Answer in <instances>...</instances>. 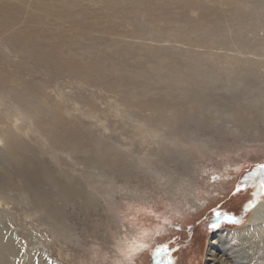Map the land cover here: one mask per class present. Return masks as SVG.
<instances>
[{
  "label": "bare ground",
  "instance_id": "6f19581e",
  "mask_svg": "<svg viewBox=\"0 0 264 264\" xmlns=\"http://www.w3.org/2000/svg\"><path fill=\"white\" fill-rule=\"evenodd\" d=\"M14 1L15 5L11 6L6 0H0V39L24 59L32 61L35 69L45 72L50 81L58 76L79 82L85 91L94 89L89 91L91 94L84 101L85 119H77L73 115L69 119L67 111L71 113L73 108L64 101L54 102V92L47 85L21 78L26 74L21 63L18 71L11 76L4 75L0 67L1 98L8 97L23 107L46 137L51 149L67 153L85 168L100 170L119 180L127 179L126 171L135 167L129 161L131 153L116 146L113 137L97 134L102 116L107 114L102 108L105 91L117 92L118 107L132 109L144 124L163 130L167 136L184 135L189 124H208L217 132L225 130L224 120L216 116L224 112L237 122L239 127L236 132L242 131L255 141H262L264 99L253 97L252 88L264 84V18L249 16L250 7L242 0H161L164 2L161 12L163 22L168 21L171 28L151 32L144 23L135 21L137 29L131 39H141L149 34L153 42L145 44L146 40L128 42L126 36L109 29L106 33L116 38L109 40L102 37L95 40L94 45L112 52L102 56L89 46L86 49L88 59L67 49L66 45L54 48L52 31H44V27L37 24L36 17L24 21L25 26L20 28L21 10L28 3L25 4L27 0ZM76 1L81 3L83 0ZM125 1L131 4L137 0H102L106 6H117ZM71 2L36 0L31 9L34 13L44 12L53 17L59 15L68 20L74 17L70 12ZM171 3H176L180 9L174 20L170 18ZM144 8L147 10L146 24H153L155 7ZM223 8L231 16L226 21H222L219 15L221 10L225 12ZM190 11H197L199 17L192 19ZM232 22L240 23L232 27ZM163 32L167 33L169 40L165 41H176L177 44L180 40L187 45L185 50L181 49L183 53H177L172 43L158 46ZM215 42L225 48L223 53L213 52ZM197 47L203 48V51L195 49ZM68 54L70 58L65 59ZM215 58L220 60L219 65H215ZM126 61H133L137 70L129 63L125 64ZM159 62L173 65L172 70ZM9 63L7 60L6 65ZM151 75L158 78L156 86L159 89L152 87ZM7 121L1 114L0 144H4V150L0 163L11 162L15 174L0 173V190L14 189L27 195L32 208L59 231L67 233L73 229L67 217L70 205L71 212L100 232V222L93 216L101 214V199L89 189L93 185L89 184L88 188L77 175L69 173L75 165L65 163V171L52 167L34 148L18 138L6 125ZM104 129L107 127L104 126ZM149 156H155V151H150ZM163 157H160L161 160ZM15 179L19 184L15 183ZM244 227L233 232H217L209 243L206 264H264V207L253 211ZM113 238L117 241L116 248L123 255L115 264H128L129 248L134 249L131 253L134 257L144 250L145 244L140 241L134 244L132 237H124L117 232Z\"/></svg>",
  "mask_w": 264,
  "mask_h": 264
},
{
  "label": "rangeland",
  "instance_id": "374dc122",
  "mask_svg": "<svg viewBox=\"0 0 264 264\" xmlns=\"http://www.w3.org/2000/svg\"><path fill=\"white\" fill-rule=\"evenodd\" d=\"M35 1L25 2L28 5L21 10L20 28L25 26L24 21L36 17L37 24L44 27V31H52L54 48L66 45L67 49L78 52L86 59L89 46L102 56L112 52L94 45L95 40L102 37L109 40L116 38L106 33L109 29L126 36L128 42L146 40L145 44L152 41L149 34L141 39H131L137 29L135 21L144 23L151 32L172 27L168 21L163 22L161 12L164 2L161 0H137L131 4L125 1L117 6H106L102 0H83L81 3L72 0L70 12L74 17L68 20L59 15L53 17L44 12L34 13L31 6ZM242 1L250 7L249 16L264 18V0ZM6 3L14 6L16 1L6 0ZM146 6L155 7L153 24L145 22ZM169 6L170 18L174 20L180 9L176 3ZM223 9L225 12L221 10L219 15L222 21H226L231 16ZM189 16L197 19L199 13L190 11ZM239 23L232 22L231 26L236 27ZM166 34L163 32L164 40L161 38L158 46L172 43L177 53H183L181 49L185 50L187 45L180 40L177 44L176 41L167 42ZM195 49L203 51V48ZM213 50L223 53L225 48L215 42ZM7 60L10 62L8 65ZM213 61L215 65L220 63L218 58ZM19 63L26 72L21 78L47 85L54 92V102L64 101L73 108V112L67 111L69 119L71 115L85 119L84 101L94 89L85 91L79 82L58 76L50 81L45 72L35 69L32 61L24 59L0 39V67L4 75L11 76L18 71ZM127 63L137 70L133 61ZM163 66L170 70L173 68L171 64L164 63ZM150 77L155 85L152 87L159 89L156 75ZM252 90L253 97L264 99V84ZM104 94L102 108L107 114L102 116L97 134L113 137L116 146L131 153L129 161L135 167L126 171L127 179L119 180L100 170L85 168L67 153L51 149L46 137L23 107L8 97L0 96V115L8 119L6 125L18 138L34 148L55 169L65 171V163L75 165L69 173L77 175L88 188L92 184L89 189L101 199V214L93 216L100 222V232L71 212L69 205L67 217L73 229L66 233L44 221L24 193L14 189L0 190V264H115L123 256L113 238L117 232L121 236L132 237L134 244L136 241L145 244L139 256L130 255L128 264H206L209 243L217 232L243 230L252 212L264 207V135L258 142L242 131L236 132L239 127L237 122L223 112L216 116L224 120L225 130L217 132L208 124H189L184 135L167 136L163 130L144 124L132 109L118 107L117 92L105 91ZM3 150L4 144H0V157ZM150 151H155V156H149ZM162 152H165L164 155H161ZM2 172L14 176L11 162L0 163ZM15 183L19 184V181L15 179ZM217 213L220 215L217 216Z\"/></svg>",
  "mask_w": 264,
  "mask_h": 264
},
{
  "label": "snow or ice",
  "instance_id": "6c2138e0",
  "mask_svg": "<svg viewBox=\"0 0 264 264\" xmlns=\"http://www.w3.org/2000/svg\"><path fill=\"white\" fill-rule=\"evenodd\" d=\"M220 214L219 213H217V216H219ZM228 219H232L231 217H227ZM213 227H215V225H213ZM132 251H134V249H132V248H129L128 250H127V252H128V257L127 258H130V255H131V253H132Z\"/></svg>",
  "mask_w": 264,
  "mask_h": 264
}]
</instances>
